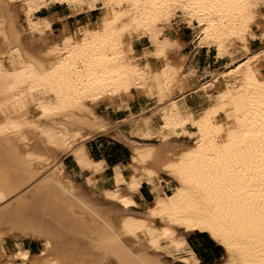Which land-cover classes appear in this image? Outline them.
I'll use <instances>...</instances> for the list:
<instances>
[{
  "label": "bare ground",
  "instance_id": "bare-ground-1",
  "mask_svg": "<svg viewBox=\"0 0 264 264\" xmlns=\"http://www.w3.org/2000/svg\"><path fill=\"white\" fill-rule=\"evenodd\" d=\"M50 4L102 13L47 41L50 20L32 17ZM176 15L198 22L199 47L243 59L194 78L193 63L169 56L180 50L166 33ZM141 37L151 48L137 56ZM257 39L264 0H0L3 264H186L192 232L223 248L222 264H264V48L249 47ZM204 76L192 89L202 93L196 110L184 92ZM135 92L158 101V126L140 116L128 135L96 113L100 101L128 107ZM99 135L131 151L129 173L116 166L110 188L88 176L79 184L62 163L69 155L77 170L101 172L85 143ZM143 183L154 191L147 208L133 198ZM6 237L14 252H4ZM25 239L40 242L38 254L22 249Z\"/></svg>",
  "mask_w": 264,
  "mask_h": 264
},
{
  "label": "crops",
  "instance_id": "crops-1",
  "mask_svg": "<svg viewBox=\"0 0 264 264\" xmlns=\"http://www.w3.org/2000/svg\"><path fill=\"white\" fill-rule=\"evenodd\" d=\"M96 13L97 10L87 11V12L85 11L75 14L72 13L71 10L65 5L50 4L42 8L40 11L36 12L34 18L50 20L51 22L50 35L53 37V39L54 38L57 39L61 35L64 29L66 30V32L72 33L80 25L82 26L87 23L92 24L93 22L96 21L95 20ZM207 51L208 50L206 49L205 52ZM205 56H207V54H205ZM214 57L215 55L211 56L212 59H214ZM205 62L206 60L200 57L197 60V63H193L194 67L197 68L196 73L193 75L194 78L199 76L198 73L202 72L201 71L202 64H204ZM217 62L218 60L216 58L214 60L209 61V63L206 65L204 70H218L221 66H224L221 65L215 67L214 65ZM185 64H187V61ZM201 80L198 81V83H196L195 85H193V87L190 90L196 88L200 84ZM190 90L186 91V94L184 96V101L186 102L187 105H189L190 107L193 106L192 108L196 109V107L198 106L197 104L198 96L196 93H198L200 90H196V91L194 90L190 91ZM144 104L146 103H144L141 98L135 95L133 100L128 102V107H121L120 109H118V107H112V108H117L113 110V113L117 115L115 118L112 117L110 118L109 114H107V117H109L114 122H119L118 123L119 130L123 133L130 135V128L129 129L122 128V126L127 125V124H123V122L124 121L131 122L133 115L136 116L142 112L139 111V108H142ZM105 108H111V107L106 106ZM86 147L90 157L93 160L102 161L104 164L105 168H103L101 172L93 175V177L95 178V180L99 185H102L106 188L112 187L110 179L114 173V168L116 166H120L123 169V173L125 175L129 173L130 171L129 164L131 162V151L127 146H125L121 142L107 136L99 135L87 141ZM62 163L63 166H65L64 168L68 173H70L74 178L77 179L79 178L83 180V182L85 177L90 176L91 174L89 170H77L76 164L72 156L69 155L64 156ZM161 188L162 189L165 188L166 190H168V187H166L165 184H161ZM133 198L140 205L150 204L154 198V191L150 189L147 184L143 183L139 189V192H136L133 195ZM185 238L188 247L192 249V251L195 253L196 258L199 259V262L197 264H217L216 261L223 258L222 255L223 253L221 248L217 246L206 235L187 234ZM25 240L22 241L21 244L22 249L28 250L30 256H34L38 254L40 248L37 245V242L34 240H30V241H25ZM3 249L4 252L6 253L4 246ZM15 249H16L15 246H13L12 252H14ZM175 263L184 264L180 262L178 259L175 261ZM192 263L193 262L187 264H192Z\"/></svg>",
  "mask_w": 264,
  "mask_h": 264
},
{
  "label": "rangeland",
  "instance_id": "rangeland-1",
  "mask_svg": "<svg viewBox=\"0 0 264 264\" xmlns=\"http://www.w3.org/2000/svg\"><path fill=\"white\" fill-rule=\"evenodd\" d=\"M68 8L72 12V9L70 7H68ZM100 10L101 9L97 10L95 20H97L99 18V16L101 15L102 10H101V12H100ZM77 11H78L77 13H79V11H81L80 8H77ZM34 15L32 17V20H33V22H35L37 24L40 19H35ZM25 17H26V8L22 11V16H21V22H23L26 25ZM199 29H200V26H199L198 22L195 19H193V18H191L189 16H186V15H182V16L176 15L171 20L170 24L166 26V33L170 37L175 38L180 43V50H179V48L171 49L169 54L170 53H172V54H170L169 56L171 58H173L174 56H175L174 58H181L182 57L184 59V62L188 61L187 65H189L190 63H194V62L197 63V60L200 57L203 58L204 60H206V62L204 64H202V68H201L202 72L198 73L199 75H201L203 73V70L205 69V67L209 63V61L214 60L215 58L218 60V62L214 65L215 67H218V66H221V65H226V63L228 61H230L231 59H234L236 61H237V59L238 60L243 59L244 52L242 53V51L237 52V54L235 53V55L233 54L231 57H224L222 59H219V58H217V54H216V52H215V50L213 48L209 49V48H201V47H199L197 45V40L195 38L197 33H198V31H199ZM54 39H53L52 36H50V31H49L48 32V37L45 40L49 41V40H54ZM149 44H150L149 41L145 37H141L138 40H134L133 46H134V49L136 51V55L138 56L140 54L139 56H141L142 52H144L145 50L148 51L151 48V46ZM48 46L49 45H46V43H45V46L43 45L41 47H43L42 49H45L44 47L47 48ZM249 47H250V50L252 52L258 51V50L264 48V40H261V39L251 40L250 43H249ZM206 49L208 50L207 52H205ZM205 54H207V56H205ZM212 55H215L214 59L211 58ZM144 60H145L144 58L141 59V61H144ZM150 62H151V64L154 67L155 66L159 67L161 65L160 61L150 60ZM224 69H225V67L221 66L216 71H220V70H224ZM208 79H209V77L206 76V77H204L201 80L200 83L202 84L203 82L207 81ZM185 94H186V92H184V95ZM196 94L198 96V100H197L198 106L196 107V110H198L200 108L199 105H200V103L202 101V93H201V91H199ZM136 95L139 98H141L143 100V102L146 103V104H144L142 106V108H139V111H142L139 115H136V116L133 115V118L131 120L132 123L129 122V121H124L123 122V124H127V125L122 126V128L123 129H129L130 128V135L132 134L131 132H132L133 126H135L137 124V121L140 118V116H144V115L150 116V118L152 120L151 123L154 126H158L159 123H160V116H159V110H158V101L156 99H154L153 97L148 96L144 92L136 93ZM173 96H178V93L174 92ZM134 97H135V95H133L129 101L133 100ZM119 104H120L119 101H115V102H111V103L105 102V101H103V102L100 101V102H97V103L94 104V108H95L96 113H99L100 115L107 116V114H109L110 118L111 117L115 118L117 115H115L113 113V110H115L117 108H112V107H119ZM106 106H110L111 108H105ZM120 108H118V109H120ZM89 140H91V139H89ZM89 140H87V141H89ZM152 141L155 142L156 140H152ZM183 141L188 142V140H183ZM52 161L55 164H57L56 162H59V161L61 162L60 157L56 158V159H54ZM62 161H63V158H62ZM53 162H52V164L50 163V166L54 165ZM88 177H89V179L92 177V179H90V180L96 181L95 178L93 177V175L90 174V176H88ZM75 180L81 185H83L84 182H85V181L83 182V180H81L79 178L78 179L75 178ZM149 188L152 189L151 186H149ZM162 190L165 191L166 193H170V189L169 188H168V190H166L165 188L162 189ZM151 205H152V202L150 204L140 205V207L141 208H147V207H149ZM189 234H191V235H206L209 238V236L206 233L192 232V233H189ZM14 239L15 238H13V237H6V238H4L2 240V244L5 247L6 253H10L11 251H13V246H14V242H15ZM25 241H30V240L26 239ZM36 242H37V245L39 246V248H41L40 242H38V241H36ZM214 243L217 246H219L216 242H214ZM219 247L222 250L223 258L217 260L216 263L217 264H222L224 262L225 252H224V250H223V248L221 246H219ZM1 259H0V262H1L0 264H3L6 258L3 257ZM190 262H193L192 264H197L199 262V259L196 258L195 254H194L192 256H189V261L187 263H190Z\"/></svg>",
  "mask_w": 264,
  "mask_h": 264
}]
</instances>
